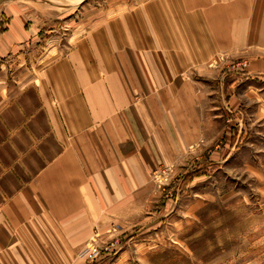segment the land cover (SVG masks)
Wrapping results in <instances>:
<instances>
[{
	"label": "crops",
	"instance_id": "1",
	"mask_svg": "<svg viewBox=\"0 0 264 264\" xmlns=\"http://www.w3.org/2000/svg\"><path fill=\"white\" fill-rule=\"evenodd\" d=\"M48 2L0 0V222L14 223L19 207H33L34 217L38 207L47 216L39 222L56 223L62 243L64 232L80 242L104 209L140 198L136 185L157 164L150 129L176 134L159 119L171 118L166 111L176 126L183 120L191 142L199 95L184 70L240 54L264 75V0H148L77 35L65 53L53 48L32 71H3L4 59L28 46L32 24L53 31L42 13ZM135 95L146 98L129 116ZM20 217L15 225L29 224Z\"/></svg>",
	"mask_w": 264,
	"mask_h": 264
},
{
	"label": "rangeland",
	"instance_id": "2",
	"mask_svg": "<svg viewBox=\"0 0 264 264\" xmlns=\"http://www.w3.org/2000/svg\"><path fill=\"white\" fill-rule=\"evenodd\" d=\"M47 1L53 5L41 6L49 10L42 13L53 31L32 24L28 46L19 58L4 59L10 65L3 71H32L53 48L65 53L77 35L148 0ZM123 19L130 25L135 16ZM250 69L247 57L230 54L184 70L199 95L189 117L191 142L182 136L183 120L176 126L166 111L171 118L159 119L171 122L176 134L158 137L150 129L157 164L136 185L140 198L104 209L80 242L77 233L64 232L62 243L56 223L39 222L45 211L37 207L32 217L33 207H19L11 219L22 216L29 224L0 222V264H264V75ZM145 98L131 96L124 113L132 116ZM183 139L192 144L182 145Z\"/></svg>",
	"mask_w": 264,
	"mask_h": 264
}]
</instances>
